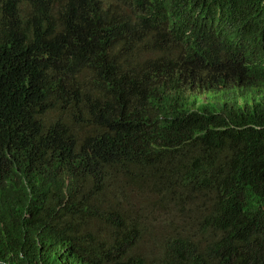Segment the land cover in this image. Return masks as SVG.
<instances>
[{
	"label": "trees",
	"instance_id": "16d2710c",
	"mask_svg": "<svg viewBox=\"0 0 264 264\" xmlns=\"http://www.w3.org/2000/svg\"><path fill=\"white\" fill-rule=\"evenodd\" d=\"M181 2L240 36L245 53L207 41L187 62L166 57L148 46L168 42L163 30L125 28L88 0H53L5 29L12 61L0 79V264L258 259L264 244L240 227L264 207V0ZM188 78L209 82L217 109H193ZM108 96L120 108L115 128ZM68 99L89 129L79 141L52 119ZM88 160L107 166L96 173ZM151 162L158 200L148 214L129 202L128 184L143 181ZM92 198L89 211L80 200Z\"/></svg>",
	"mask_w": 264,
	"mask_h": 264
},
{
	"label": "clouds",
	"instance_id": "9594fccd",
	"mask_svg": "<svg viewBox=\"0 0 264 264\" xmlns=\"http://www.w3.org/2000/svg\"><path fill=\"white\" fill-rule=\"evenodd\" d=\"M52 1L0 0V79L9 73L12 61L8 55L11 40L7 41L8 34L5 29L11 28L21 18H35L37 10L44 11L49 8ZM88 2L110 16L112 22L119 23L125 28L131 23L141 34L155 33L156 29L163 30L169 38L168 42L151 43L148 46L156 52L166 53V57L172 53L173 58L181 57L187 62L189 57L193 58L207 41H212L222 48H231L241 55L246 50V42L240 36L230 34L216 18L206 14L184 12L181 0H88ZM144 39L147 40V37ZM199 80L201 79L188 78V84L185 86L189 95H194L197 98L193 109H203L200 106L205 107L206 111L217 109L213 108L217 102L214 88L204 86V83H209L206 79H202V82ZM218 93L221 91L219 90ZM107 100L117 110V113H112L109 118L110 127L115 128L117 123L114 118L120 114V108L109 96ZM52 119L56 124L63 125L72 138L77 141H79L78 138L84 139L89 131L84 123L75 121L74 105L69 99L65 101L62 111L53 113ZM155 162L146 165L142 170L143 181L137 180L136 183L132 180L128 184L129 202H133L135 207L148 214L153 212L158 200V196H151L149 191L151 185L154 184L151 172ZM88 164L90 169L96 173L104 170L107 166L106 163L100 161L88 160ZM80 201L90 211L92 210L91 204L99 200L92 198ZM140 220L142 221V219ZM167 224L172 226L171 232H174L175 221H168ZM240 229L241 237L254 239L264 244V207L256 206L244 218ZM168 233L166 232L163 237L164 240L173 236ZM249 264H264L263 245L258 259Z\"/></svg>",
	"mask_w": 264,
	"mask_h": 264
},
{
	"label": "rangeland",
	"instance_id": "374dc122",
	"mask_svg": "<svg viewBox=\"0 0 264 264\" xmlns=\"http://www.w3.org/2000/svg\"><path fill=\"white\" fill-rule=\"evenodd\" d=\"M170 227L172 228V226H171L170 224H166V225L164 226V230H165V232L168 233V232H169L168 229H169Z\"/></svg>",
	"mask_w": 264,
	"mask_h": 264
}]
</instances>
